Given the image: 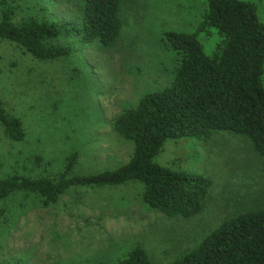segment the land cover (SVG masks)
<instances>
[{
    "label": "rangeland",
    "instance_id": "1",
    "mask_svg": "<svg viewBox=\"0 0 264 264\" xmlns=\"http://www.w3.org/2000/svg\"><path fill=\"white\" fill-rule=\"evenodd\" d=\"M23 1L32 14L36 1L49 0ZM255 1L264 21V0ZM78 2L58 7L68 13ZM203 3L120 0L122 28L114 44L81 45L66 59L40 61L1 41L0 97L8 113L22 121L26 136L11 142L0 126V178L54 176L72 153L77 154L73 175L126 163L132 142L117 135L112 122L145 92L169 83L173 54L160 43L161 34L193 29ZM200 39L205 52H212L216 37ZM156 161L210 181L197 214L167 217L147 209L137 182L72 188L52 205L33 193L15 192L0 202L8 212V219L0 220V264H114L137 245L153 264H168L226 217L264 206V159L237 134L220 130L205 140L171 139Z\"/></svg>",
    "mask_w": 264,
    "mask_h": 264
},
{
    "label": "trees",
    "instance_id": "2",
    "mask_svg": "<svg viewBox=\"0 0 264 264\" xmlns=\"http://www.w3.org/2000/svg\"><path fill=\"white\" fill-rule=\"evenodd\" d=\"M36 2L31 14L23 0H0V42L13 43L40 61L70 58L81 45L108 48L122 28L120 0H79L68 13L58 7L68 0ZM258 7L255 0H204L193 29L162 32L160 43L173 54L171 80L145 92L112 122L113 131L132 142L126 163L73 175L77 154L72 153L54 176L0 178V202L27 192L52 205L72 188L137 182L147 209L167 217L197 214L210 181L165 167L156 157L168 140H205L223 130L239 135L264 159V21ZM200 35L216 37L212 52H205ZM0 126L7 140L25 139L22 121L8 113L1 97ZM7 219V210L0 209V220ZM114 264L153 262L137 245ZM168 264H264V206L226 217L195 248Z\"/></svg>",
    "mask_w": 264,
    "mask_h": 264
}]
</instances>
